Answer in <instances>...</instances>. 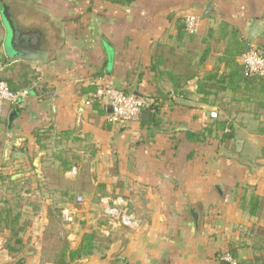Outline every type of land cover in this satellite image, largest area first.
<instances>
[{
    "label": "crops",
    "instance_id": "1",
    "mask_svg": "<svg viewBox=\"0 0 264 264\" xmlns=\"http://www.w3.org/2000/svg\"><path fill=\"white\" fill-rule=\"evenodd\" d=\"M5 2L49 62L8 59L0 4L4 79L12 91L28 90L19 104L4 106L0 172L12 179L33 170L43 155L37 136L46 142V212L27 226L16 256L5 249L10 231L0 230V264H55L64 247L67 255L78 250L86 234L95 238L92 255L67 257L70 264H222L226 254L229 264H264V97L260 105L227 91L205 103L198 94L206 72H225L224 47L203 41L209 30L221 21L244 37L252 23L264 28V0ZM189 15L200 19L198 33L178 38ZM250 44L264 53V31ZM105 85L158 97L159 124H113L106 102L85 105ZM217 122L233 126L232 140L217 131L189 138ZM56 138L72 147L78 164L49 150ZM252 190L261 199L255 216L240 207ZM119 199L128 224L104 213Z\"/></svg>",
    "mask_w": 264,
    "mask_h": 264
},
{
    "label": "trees",
    "instance_id": "2",
    "mask_svg": "<svg viewBox=\"0 0 264 264\" xmlns=\"http://www.w3.org/2000/svg\"><path fill=\"white\" fill-rule=\"evenodd\" d=\"M110 2L120 4V5H130L136 0H109ZM184 36H193L184 31V26L180 28L178 33V38H183ZM214 39L215 42H221L224 47V57L222 62L225 65V72L219 73L218 70H213L206 72V74L198 81V94L203 96V102L208 103V98L217 97L222 92L232 91L238 95H241L245 102H255L263 103L261 100L264 97V77H257L248 75L245 72L244 66L237 61L239 57L243 54L249 52L251 49V44L248 42L246 37H244L240 30L234 26H231L225 21L219 22L218 28H211L208 32L207 39L203 41L208 43L207 40ZM173 50V48H172ZM259 50V49H256ZM260 51V50H259ZM209 54V49L204 52L201 58L203 63ZM159 60L156 59L154 62L153 69H156ZM190 76H185V78ZM184 78V77H183ZM171 79L176 82L175 78L171 76ZM96 91V90H95ZM154 104L151 105L147 112L151 114V119L149 122H143L140 120L142 125H149L153 123L154 125L160 122V103L158 97H153ZM99 102H93L94 107H99ZM217 131L222 133V138L225 140H232L234 137V128L231 124L227 122H217L214 127L210 126L202 133L199 134H189V138L193 141L199 139H206L207 137H212L213 133ZM70 133H64V137L69 136ZM38 137V143L44 149V144L42 141V136ZM69 168V167H68ZM67 169V167H66ZM5 174L0 172V179L6 180ZM7 180L12 181L11 177ZM247 192V191H246ZM261 199L252 190L251 194L247 198L245 195L241 199L240 207L243 211L247 212L251 216L258 214L260 209ZM19 215L12 216V210H6L5 215L0 218V230L6 229L10 231V238L5 244V249L16 256L22 252L23 245V233L27 228L26 225L19 224ZM94 236L92 234H86L83 237L81 247L76 251L69 250L66 247L63 248L61 254L57 256V261L55 264H70L75 259H80L82 257H88L92 255ZM69 258V262L67 260ZM21 263V262H20ZM222 264H229L226 261Z\"/></svg>",
    "mask_w": 264,
    "mask_h": 264
},
{
    "label": "built area",
    "instance_id": "3",
    "mask_svg": "<svg viewBox=\"0 0 264 264\" xmlns=\"http://www.w3.org/2000/svg\"><path fill=\"white\" fill-rule=\"evenodd\" d=\"M200 19L197 16L189 15L184 20V31L190 35L198 33ZM240 63L244 66L245 72L251 76L264 77V53L251 49L249 52L240 57ZM28 96V90L12 91L4 79L3 68L0 64V122L3 119L4 106L6 103L17 105ZM106 104L109 106L111 113L109 122L113 124H129L131 122H140L141 115L147 112V109L154 104V99L147 96H138L133 93H126L123 90L112 86H100L95 92L90 93L85 100V105L93 106V102ZM106 102V103H105ZM76 168H73V172ZM77 205L84 204V197L78 195L75 198ZM121 199L113 203V206L107 205L105 215L110 221H119L123 224L130 223V218L123 213ZM62 219L65 222H72L73 218L63 213ZM225 261H231V257L226 254L223 258Z\"/></svg>",
    "mask_w": 264,
    "mask_h": 264
},
{
    "label": "rangeland",
    "instance_id": "4",
    "mask_svg": "<svg viewBox=\"0 0 264 264\" xmlns=\"http://www.w3.org/2000/svg\"><path fill=\"white\" fill-rule=\"evenodd\" d=\"M214 46L217 50L223 48L221 42H215ZM47 144L50 145L49 150L51 152L54 153L55 151L60 156L64 154L63 158L68 157L64 161L66 160L72 165L78 164V161L74 159L75 155L71 152L72 147H68L67 143L63 148L62 145L64 144L56 138L51 139ZM35 170L38 172L35 173ZM17 175H21V177L11 179L16 181L15 183L7 180L11 177L9 173L5 176L6 180L0 179V218L1 215L2 218L4 217L6 210L11 209L12 216L19 215V224L30 225L34 217L46 212V142L44 143L43 155L37 166L33 170H27V172L15 176ZM44 248L46 250V238Z\"/></svg>",
    "mask_w": 264,
    "mask_h": 264
},
{
    "label": "water",
    "instance_id": "5",
    "mask_svg": "<svg viewBox=\"0 0 264 264\" xmlns=\"http://www.w3.org/2000/svg\"><path fill=\"white\" fill-rule=\"evenodd\" d=\"M2 16L6 21L9 29V38L5 44L6 55L9 60H18L27 63H47L49 62V54L47 52H42L38 50L33 40V37L26 34L14 22L11 7L5 2V0H0ZM264 28L259 23H252L251 26L246 31V38L249 43L253 42L259 36L262 35ZM183 104L185 102H182ZM151 119V114L149 112H144L141 115V120L143 122H149ZM21 177L17 175L12 177L16 179ZM131 222V221H129Z\"/></svg>",
    "mask_w": 264,
    "mask_h": 264
}]
</instances>
